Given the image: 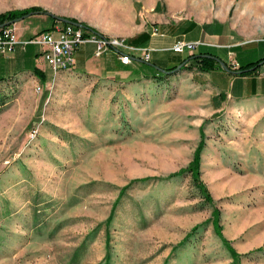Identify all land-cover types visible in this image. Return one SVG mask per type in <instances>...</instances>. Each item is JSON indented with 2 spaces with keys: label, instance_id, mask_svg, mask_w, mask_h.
I'll return each instance as SVG.
<instances>
[{
  "label": "rangeland",
  "instance_id": "rangeland-1",
  "mask_svg": "<svg viewBox=\"0 0 264 264\" xmlns=\"http://www.w3.org/2000/svg\"><path fill=\"white\" fill-rule=\"evenodd\" d=\"M71 1L0 0V13L38 6L67 18L56 11ZM144 2L153 19L231 27L230 49L180 39L202 42L194 51L210 49L235 76L239 63L264 56V0H138L140 12ZM23 20L30 29L42 22ZM0 62V264H264V96L215 93L229 82L232 92L235 79L221 64L151 82L48 71L42 83L27 59ZM259 64L241 81L244 95L251 75L264 76ZM202 131L200 178L212 205L187 173L165 179L188 166ZM141 178L150 179L118 199Z\"/></svg>",
  "mask_w": 264,
  "mask_h": 264
},
{
  "label": "crops",
  "instance_id": "crops-1",
  "mask_svg": "<svg viewBox=\"0 0 264 264\" xmlns=\"http://www.w3.org/2000/svg\"><path fill=\"white\" fill-rule=\"evenodd\" d=\"M136 1L138 0H72L71 3H66L67 6H70L69 8H66L64 11L61 10L63 8H59L56 13L64 14L67 18H75L77 21L94 28L103 36L121 37L129 45L149 47L153 52L150 64L154 65L157 70H159V68H167L170 62H180V59L175 55L181 53L173 52L171 47L175 41L181 37H187L190 40H202L204 44L209 43L225 49H230L229 47L233 46L228 42V33L231 31V27L227 26L222 20H217V22L210 23L207 28H203L201 25L192 26V23L189 21L180 20L169 22L167 20L168 18H165V16L164 18L156 16V19H153L154 16L149 10L152 9L151 4H146L145 2L141 4L140 7L143 11L140 12L139 8H137L138 4ZM138 14L140 16H138ZM30 17L36 19L40 18L42 22L33 27V29H30V25L19 26L24 21L23 19L14 22L15 34L19 41L28 39L35 32L48 29L56 21L48 14H34L26 18ZM153 21L158 22L156 24L159 28L157 34L151 32ZM15 47L10 52L13 53V55L0 56L8 60H15L16 65L18 62L23 63L27 59L29 63L32 62L39 69L45 71V73L49 71L52 74L51 78L55 76L53 70L42 60L40 47L38 49H28L27 45L24 47L21 45V50L19 52L16 51ZM37 53H39V55H36ZM165 53H172L175 55L171 56ZM73 56L75 59L74 68L66 70L74 71L80 75L106 76L119 81L130 79L138 80L142 78L131 71L138 69L140 66V59H138V57H134L129 65H123L119 62L115 51L112 49H108L104 53L96 55L95 46L92 43L78 45L74 50ZM40 61L42 64L39 63ZM148 72L153 73V70L150 69ZM227 73L235 78L231 87L232 92H230V88L228 89L230 86L229 82V85H227L226 89L223 91L216 90V88L213 87L215 93L222 92L225 99L232 98L239 100H247L255 96H264V90H258L260 86L264 88V76H262L261 72H258V74L254 76L251 75L249 78L250 95H244L246 93H241L240 89L241 81L247 80V75L240 77L228 71ZM145 80L150 82L154 81L153 79ZM235 81H238L236 87ZM259 92H261V94ZM221 108L222 105L217 110Z\"/></svg>",
  "mask_w": 264,
  "mask_h": 264
},
{
  "label": "built area",
  "instance_id": "built-area-1",
  "mask_svg": "<svg viewBox=\"0 0 264 264\" xmlns=\"http://www.w3.org/2000/svg\"><path fill=\"white\" fill-rule=\"evenodd\" d=\"M83 43H92L95 46V54L100 55L112 49L116 57L123 65H129L134 56L149 60V47H137L129 45L123 38L115 36H99L89 32L85 34L83 29L70 23L56 20L48 29L34 33L28 39L19 41L15 34L13 24L0 26V55L11 52L15 45H38L41 48V58L56 74L59 70L74 68L73 56L75 48ZM200 41L177 40L171 47L173 52L191 54Z\"/></svg>",
  "mask_w": 264,
  "mask_h": 264
},
{
  "label": "trees",
  "instance_id": "trees-1",
  "mask_svg": "<svg viewBox=\"0 0 264 264\" xmlns=\"http://www.w3.org/2000/svg\"><path fill=\"white\" fill-rule=\"evenodd\" d=\"M35 13H46L54 20H57L60 18L58 16H54L52 14L47 13L45 10H43L42 8H40L38 6H32V7H28V8H24V9H13V10H9V11L0 13V25H2V24H5V25L13 24L16 21L24 19V18H26L32 14H35ZM62 18H64V17H62ZM65 19H68L70 22L73 23V25L79 23L81 25L80 27L83 29L85 34H88L89 32H91V33H95V34L103 37L102 34H100L94 28L88 26L85 23L78 22L74 18H65ZM36 55H39V53H37ZM138 59H140V58H138ZM263 60H264V56L260 57L259 59L255 60V61H250V62H246L243 64L239 63L237 70H241V72L238 75L244 76V75H248V74L255 72L256 69L261 65V64H259V62L263 61ZM182 63H183V65L178 70H191V69L195 68L199 71L209 72L210 70L214 69L216 66L221 64L225 70H227L229 72L232 71L231 67L229 66V64L226 61L222 60V58H220L218 55L214 54L212 51H210V49H206L204 46L199 47V49L197 51H193L191 54L187 53L179 62V64H182ZM178 65H172L170 67L163 68V69L159 68V70H157L154 65L150 64L149 61H144L143 59H140V66L138 67V69H136L134 71L131 70V71L134 72L135 75L137 74L140 78L143 77L145 79H153L154 81H156V80H160L162 78H165V77L175 73V71H177L176 67ZM146 67H150V68L146 69ZM150 69L153 70V73L148 72V70H150ZM25 70L31 71L34 74V76H36L38 78V80L40 82L43 83L46 81L47 74L45 73V71L39 69L34 64ZM162 70H165L167 72H164ZM6 78L7 77L1 76L0 81H3ZM200 136H201V140L199 141V144H198V146L194 152L193 159L188 164V166L178 170L177 172L169 174L165 179H170V178H173L175 176H179V175H182L184 173H187L189 175L191 181H192V185L197 189V191H198L200 197L203 199V201L212 205L213 204V198H212L207 186L203 183V181L200 178V158H201L202 149L205 146V141H204L205 136H204L203 131L200 133ZM148 179H150V178H141V179L131 180L126 186L122 187V189L120 190L118 199L124 193L125 189H127L129 186H131L132 184L138 183V182L146 181ZM111 218H112V211L110 212L106 223H108L111 220ZM219 219H220V211L217 207L213 206L211 223L213 224V226L218 231L220 229ZM195 228H196V226L193 229H195ZM192 230L185 236V238L182 241H180L179 244L174 246L173 249L181 246L185 242V240L189 237ZM231 251L233 253V256L235 258H237V255L235 254L234 250L231 249Z\"/></svg>",
  "mask_w": 264,
  "mask_h": 264
},
{
  "label": "water",
  "instance_id": "water-1",
  "mask_svg": "<svg viewBox=\"0 0 264 264\" xmlns=\"http://www.w3.org/2000/svg\"><path fill=\"white\" fill-rule=\"evenodd\" d=\"M57 20H59V21H61V22H64V23H70V24H73L72 22H70L68 19H65V18H62V17H60L59 19H57ZM5 24H2V25H0V26H4ZM74 25H76V26H81L79 23H77V24H74ZM263 61H260L259 63H262ZM183 65V63L182 64H179L177 67H176V70H178L181 66ZM162 71H164V72H167V71H165V70H162ZM239 72V71H238Z\"/></svg>",
  "mask_w": 264,
  "mask_h": 264
}]
</instances>
